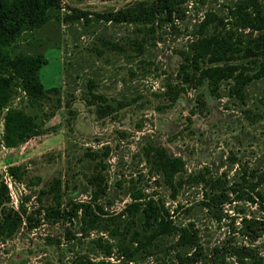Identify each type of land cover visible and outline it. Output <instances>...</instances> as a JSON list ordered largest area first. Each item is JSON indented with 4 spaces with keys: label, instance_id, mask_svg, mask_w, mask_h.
Instances as JSON below:
<instances>
[{
    "label": "rangeland",
    "instance_id": "rangeland-1",
    "mask_svg": "<svg viewBox=\"0 0 264 264\" xmlns=\"http://www.w3.org/2000/svg\"><path fill=\"white\" fill-rule=\"evenodd\" d=\"M134 1L151 0H60L57 18L0 46V183L5 205L24 212L15 232L0 236V264H171L175 252L192 251L176 244L178 228L196 231L202 255L193 264H250V255L264 263V231L252 239L245 226L260 218L256 205L238 196L215 212L204 205L213 189L237 181L243 170H264V78L249 81L242 100L229 94L230 80L214 94L206 80L182 85L172 103L165 92L181 86L180 52L200 37L202 18L226 17L235 0H184L179 18L153 25L95 15ZM225 30L237 47L242 41L252 48L228 61L251 74L264 57L247 41L256 33L229 24ZM225 30L209 22L202 35ZM17 52L46 59L38 71L44 90L36 97L23 92L9 67ZM90 93L121 106L100 117L104 101ZM149 145L183 161L174 195L145 155ZM100 159L106 188L92 200L93 164ZM54 179L57 198L48 189ZM137 189L141 197L132 200ZM148 203L163 206L172 230L143 229ZM84 205L95 222L81 217ZM49 207L60 216L45 214Z\"/></svg>",
    "mask_w": 264,
    "mask_h": 264
},
{
    "label": "trees",
    "instance_id": "trees-1",
    "mask_svg": "<svg viewBox=\"0 0 264 264\" xmlns=\"http://www.w3.org/2000/svg\"><path fill=\"white\" fill-rule=\"evenodd\" d=\"M184 0H151L134 1L123 8L115 11L95 13L98 18L106 21L126 22L139 25H153L159 18L168 22L181 16V4ZM60 0H0V46H5L12 42L18 35L25 31L41 27L47 21L57 18L60 12ZM75 15L81 16L85 21L88 20L87 14L81 11H74ZM228 20V21H227ZM213 22L226 29L227 24L235 25L240 29H247L256 33L254 37L248 39L259 54L264 55V0H235L227 7L226 17L221 18L213 13L206 14L200 21V37L196 38L189 46V52H180L182 61L177 70L181 86L171 88L166 87V96L172 103L183 89L182 85L196 87L202 80H206L209 91L214 94L218 89L219 83L223 80H230L228 92L238 99L242 100L244 86L252 79L264 78V57L257 63L256 69L251 74L245 71V68L238 63H229L228 61L236 58L235 53L241 52L247 55L252 48L250 45L243 46L242 41L236 42L241 47H237L231 42L228 30L218 35H202L203 28ZM46 63L42 54L27 55L21 52L15 53L9 60V67L12 73L18 77L21 82L23 92L30 96L40 95L44 88L39 80V68ZM92 97L102 99L103 107H99L98 116L111 114L121 106L117 103L112 107L105 97H98L90 93ZM102 110H101V109ZM145 155L150 159L152 166L161 173L162 181L174 195L176 185L174 176L183 169V161L179 157L169 156L163 147L149 145L144 149ZM105 163L100 159L93 164L94 174L92 175V184L94 190L91 194L92 200H95L99 194L105 191V183L101 177V170ZM8 172L14 174V167H8ZM217 183V181H216ZM219 184V183H218ZM59 186V180L54 179L49 190L54 198L56 188ZM262 187V188H260ZM264 170H243L237 181H233L224 188L213 189L204 203L206 207L215 212L218 205L230 200L232 196H238L247 202L256 205L261 216L258 219H251L245 226L250 232V237L255 239L259 233L264 231ZM6 184L0 183V236H11L21 222L23 211H17L5 204L8 201ZM132 200H138L141 197L140 190H133L130 193ZM77 210V206H76ZM101 211V208H99ZM162 205L148 203L142 208V227L148 229L156 226L158 233L168 232L174 227L170 221L162 220ZM45 214L51 217L60 216L59 210L49 207ZM75 212V211H72ZM70 214L71 213L70 211ZM81 217L89 223L96 221L97 217L92 213L88 205L83 206ZM242 220H246L242 218ZM177 245H190L192 251L187 255L174 253L175 262L171 264H193L202 255V248L197 239L195 229L186 228L177 229ZM131 241H136V245H141V238L130 237ZM145 238L143 237V240ZM145 242V240H144ZM147 242V241H146ZM143 243V242H142ZM245 251V250H244ZM239 255L240 258L247 256V253ZM250 264H264L260 256L250 255ZM74 264H87L86 261H77Z\"/></svg>",
    "mask_w": 264,
    "mask_h": 264
}]
</instances>
